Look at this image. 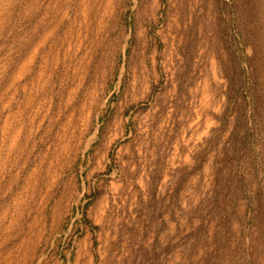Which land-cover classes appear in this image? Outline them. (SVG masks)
Segmentation results:
<instances>
[{
  "label": "rangeland",
  "instance_id": "1",
  "mask_svg": "<svg viewBox=\"0 0 264 264\" xmlns=\"http://www.w3.org/2000/svg\"><path fill=\"white\" fill-rule=\"evenodd\" d=\"M0 264H264V0H0Z\"/></svg>",
  "mask_w": 264,
  "mask_h": 264
}]
</instances>
